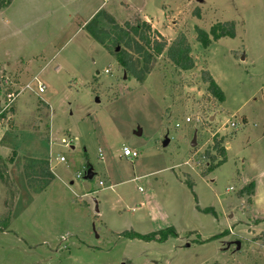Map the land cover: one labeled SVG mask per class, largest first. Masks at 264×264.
I'll return each instance as SVG.
<instances>
[{"label":"rangeland","instance_id":"rangeland-1","mask_svg":"<svg viewBox=\"0 0 264 264\" xmlns=\"http://www.w3.org/2000/svg\"><path fill=\"white\" fill-rule=\"evenodd\" d=\"M102 2L121 25L149 19L168 45L185 35L193 69L165 49L143 82L130 77L83 28ZM225 22L234 37L198 41L197 28ZM21 88L0 113V264H264V0H12L0 8L2 106ZM219 138L227 159L203 176ZM24 156L50 160L39 194ZM167 229L165 242L122 235Z\"/></svg>","mask_w":264,"mask_h":264},{"label":"trees","instance_id":"trees-1","mask_svg":"<svg viewBox=\"0 0 264 264\" xmlns=\"http://www.w3.org/2000/svg\"><path fill=\"white\" fill-rule=\"evenodd\" d=\"M11 2L12 0L0 1V8L9 6ZM84 29L117 59L130 77H134L139 82L145 80L146 76L152 71L154 59L163 54L165 49H167L168 58L178 68L191 70L194 67V60L191 57V45L186 36H178L168 45V41L164 38L159 41V39L153 37L152 26L147 20H141L137 24L126 21L121 25L105 10H100L84 25ZM197 34L198 41L207 48L213 41H217L222 37H234L236 35L235 23L215 24L210 34L197 28ZM203 77L209 84V93L220 102H223L224 93L210 73L208 71L203 72ZM204 155L210 159L211 164L202 171L203 176H206L227 159L223 138L215 139L211 150H207ZM217 160L219 161L213 165V162ZM2 161L0 159V180L7 181L6 170L8 166L6 162L3 161V163ZM22 169L27 187L35 194L43 192L55 179L50 160L46 158L24 156ZM251 185H255V183H251ZM252 191L243 187L240 195L242 196L246 192L252 193ZM84 205L87 204L84 203ZM170 230L173 229L154 231L149 234L126 231L122 235L129 239L165 242L171 233ZM262 241L264 244V236Z\"/></svg>","mask_w":264,"mask_h":264},{"label":"built area","instance_id":"built-area-1","mask_svg":"<svg viewBox=\"0 0 264 264\" xmlns=\"http://www.w3.org/2000/svg\"><path fill=\"white\" fill-rule=\"evenodd\" d=\"M37 79V78H35ZM30 89L31 85L28 84L25 86V89ZM45 85L41 82H38V89L39 92H44L45 90ZM24 91V88H21L18 92L15 91H9L6 93V101L5 104L2 106V103H0V113H4V112H8L14 105L15 101L17 100L18 96ZM187 121L190 120V118L186 119ZM232 125H234L232 123ZM178 126V125H177ZM123 155L129 159H133L138 157L139 153L137 150L131 149L128 146H124L123 147ZM61 160H63V157L60 158ZM100 184L102 185L103 182H100Z\"/></svg>","mask_w":264,"mask_h":264},{"label":"water","instance_id":"water-1","mask_svg":"<svg viewBox=\"0 0 264 264\" xmlns=\"http://www.w3.org/2000/svg\"><path fill=\"white\" fill-rule=\"evenodd\" d=\"M136 134L141 135V129H138L136 131ZM196 135H197V132H195L194 138L191 142L192 147H195L197 145V142H196L197 136ZM168 143H169V140L167 139L166 142L164 143V145L166 146ZM95 175H96V171H95L94 167L90 163H87L86 169H85L84 174H83V179L90 180V179H93ZM235 244H237V249H240V242L236 241Z\"/></svg>","mask_w":264,"mask_h":264},{"label":"crops","instance_id":"crops-1","mask_svg":"<svg viewBox=\"0 0 264 264\" xmlns=\"http://www.w3.org/2000/svg\"><path fill=\"white\" fill-rule=\"evenodd\" d=\"M103 6H104V2H102L100 5H98V7L97 8H95L93 11H92V14L89 16V18H88V20L92 17V16H94L98 11H100V10H104V8H103ZM106 11V10H105ZM107 12V11H106ZM108 13V12H107ZM109 15H111L110 13H108ZM112 16V15H111ZM113 17V16H112ZM114 18V17H113ZM87 20V21H88ZM145 20H149V19H145ZM149 22V21H148ZM86 24V22L84 23V25ZM120 24V23H119ZM83 28H84V26H83ZM244 122H246V120L244 121Z\"/></svg>","mask_w":264,"mask_h":264}]
</instances>
